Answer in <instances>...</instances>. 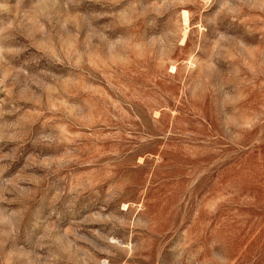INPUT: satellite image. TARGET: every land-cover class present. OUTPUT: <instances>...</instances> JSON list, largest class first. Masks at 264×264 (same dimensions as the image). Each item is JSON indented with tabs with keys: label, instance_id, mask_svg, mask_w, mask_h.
<instances>
[{
	"label": "rangeland",
	"instance_id": "1",
	"mask_svg": "<svg viewBox=\"0 0 264 264\" xmlns=\"http://www.w3.org/2000/svg\"><path fill=\"white\" fill-rule=\"evenodd\" d=\"M0 264H264V0H0Z\"/></svg>",
	"mask_w": 264,
	"mask_h": 264
}]
</instances>
